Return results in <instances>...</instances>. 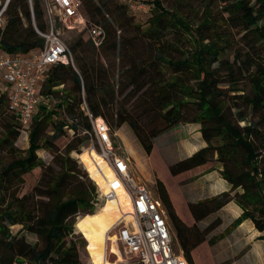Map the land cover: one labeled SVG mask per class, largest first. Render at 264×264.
<instances>
[{
    "label": "trees",
    "instance_id": "trees-1",
    "mask_svg": "<svg viewBox=\"0 0 264 264\" xmlns=\"http://www.w3.org/2000/svg\"><path fill=\"white\" fill-rule=\"evenodd\" d=\"M80 1L81 9L93 20L89 22L102 27L104 39L98 49L87 36L84 42L77 39L71 43L70 48L83 43L98 51L107 41L112 50L126 48L127 62L121 66L125 86L118 89L109 79L107 67L97 61L76 58L77 71L70 64L50 66L39 94L56 101L38 105L23 152L13 146L20 129L6 109V92H0V112L5 109L10 114L2 122L0 138V148L9 156L0 164V264H82L78 250L84 241L74 231L76 217L97 216L104 207L125 213L129 210L127 203L111 198L95 211L99 204L95 184L69 155L88 143L86 135L77 134L90 128L80 109L81 89L91 114L100 116L111 131L125 123L150 160L153 138L178 123L198 124L205 144L168 163L167 171L178 187L218 164L217 173L229 188L195 202H185L178 192L179 210L158 176L153 194L164 209L172 242L186 263L214 264L207 250L211 238L206 235L221 222L215 212L227 202L233 201L240 208L228 228L248 219L256 230L264 231V0H176L177 4L203 2L195 25L190 24L187 14L178 8L167 9L159 0H147L151 8L142 25L131 22L124 4ZM213 5L220 8L218 16L211 11ZM104 13L114 17L117 29L130 26L143 49L130 39H116V29ZM34 27L40 31L46 28L40 0H9L0 28V49L26 54L41 47L43 39ZM231 28H236L244 50L235 47L229 58L226 51L231 41L225 30ZM239 83L248 89L238 87ZM120 90L125 91L127 104L135 101L133 111L114 109ZM47 124L50 133L43 135ZM67 129L72 138L60 151L56 140L67 134ZM41 148L51 154L52 164L36 155ZM35 167L40 168L36 183L28 192L19 193L16 187L22 176ZM95 182L104 189L99 176ZM208 215V222L198 227L197 221ZM82 221L80 217L75 225L81 233ZM12 225L20 227L12 233ZM23 231L34 235L35 241L28 242ZM258 238L264 240V234Z\"/></svg>",
    "mask_w": 264,
    "mask_h": 264
},
{
    "label": "rangeland",
    "instance_id": "rangeland-1",
    "mask_svg": "<svg viewBox=\"0 0 264 264\" xmlns=\"http://www.w3.org/2000/svg\"><path fill=\"white\" fill-rule=\"evenodd\" d=\"M117 4H124L126 6L125 14L130 17L132 23L144 24L145 19L148 17L150 12V2L147 0H113ZM161 5L167 9L178 8L181 12L187 14L189 18V22L191 25H195L201 12L204 9L202 1H189V4L176 3V0H159ZM133 2L141 3L143 8H129L128 3ZM220 8L216 5L211 7V11L215 13ZM83 15L88 21H93L89 16L86 15L84 8L82 7ZM218 16V12L215 13ZM224 15V14H223ZM105 20L116 29V39L118 38H126L134 41V45H137L138 48L143 49V44L141 40H135L134 31L130 26L122 27V29H117L116 24L114 23V17L107 15L104 13ZM118 16H122L120 14V10H118ZM121 18V17H120ZM100 22L103 21L100 19ZM227 34V39L231 41L230 48L226 51V54L229 58L232 57V51L235 47H239V50H244L243 46H239L238 36L236 34V28H231L230 30H225ZM59 35L62 41L68 46L71 52L72 60H73V69L77 71L76 58H81L83 60H93L97 61V63H101L102 65L107 67V75L111 81L115 83L117 88L122 89L125 86V81L122 74L121 66L125 65L127 51L126 48H116L112 50L109 47V42L103 44L102 48L98 51L92 49L89 45L79 44L74 49L70 48V44L76 41L77 39H81L83 42L86 40V32L85 30H80L78 28L67 29L61 27L59 30ZM190 45V44H189ZM1 52V51H0ZM238 87L248 89V86L244 83H239ZM117 89V91H119ZM122 91V90H120ZM125 91L122 93H116V101L118 104H115L114 109H122L127 112L133 111L135 101L131 104L126 103L127 96H123ZM133 113V112H132ZM9 113L4 109L0 112V138L2 137L3 127L2 122L9 119ZM240 125L242 122H239ZM197 126V128H196ZM29 126L27 129H23L19 131V135L15 139L13 146L23 152V150L27 147L28 142V133ZM198 124L197 123H178L171 128L167 129L165 132L159 134L155 138H153L154 142V150L151 153V160L149 156L146 155L139 145L138 141L134 137L130 128L124 123L121 124L118 128L113 129L114 132V141L117 145H119L120 154L127 155L130 160V170L135 180L143 183L146 188L150 191L154 192L153 184L154 178L158 176L162 182L164 183L167 190L173 196V204L176 208H178V200L177 193L181 194L180 189L183 194L189 189H192L197 194H207L208 192H213L216 190V186H213L212 181H204L202 179H195L197 176L201 175L197 174L189 179H186L179 183L178 187L175 184L174 178L167 171V164L171 163L177 159L183 158L189 154H191L194 150L193 147H199L202 142L200 136L197 134ZM50 133V126L47 124L42 129V134L46 135ZM81 135V134H78ZM72 137L67 133L63 136H60L56 140V145L59 147V150L62 151L63 146L67 141H69ZM82 150H80L81 152ZM192 151V152H191ZM84 164V167L89 172V175L96 181L97 173L94 171V165L99 164V157L95 154V152L90 149V151H82L79 152H70L69 155L72 158L78 157ZM36 155L40 157L44 163L52 164L51 154H49L48 150L44 148L38 149L36 151ZM8 152L5 148H0V164L3 161H8ZM77 166L85 172H87L84 168H82L81 164ZM153 166V167H152ZM157 175H156V172ZM218 169V164H214L211 170ZM40 174V168L35 167L30 172L25 173L22 177V183L16 187V190H19V193L28 192L31 187L36 183ZM215 175V174H214ZM88 177V175H87ZM89 178V177H88ZM224 182V181H223ZM225 183V182H224ZM178 188V189H177ZM97 192L98 206L95 211L99 209L104 202V199L99 197L97 186H95ZM189 195V194H188ZM126 197L121 193H118V200L121 201L122 205L128 204L126 201ZM94 211V212H95ZM125 213V210H121ZM221 222L212 229L207 235L206 238H211V241L207 244V250L209 251L210 257L214 264H259L260 260L263 258V252L259 245L264 244L263 239H259V235H263V232H260L257 236H253L250 231H246L245 227L242 226L237 230L236 227L228 228V224L233 219L231 218V211H228V214L224 212L225 210H221ZM93 212V213H94ZM88 214V213H86ZM92 214V213H91ZM120 210H117L112 207H104L102 212L97 216H89L86 217L85 214L79 215L76 217L73 225L75 227L76 236L80 239H83L84 243L79 247L78 256L82 264H137L136 261L130 259L126 262H120L119 255L120 251H118V246L111 242V238L106 237V232L109 228L115 224L118 217H120ZM125 215V214H124ZM81 217L82 221V233L79 232L76 228V221ZM19 225L10 226V230L12 233L17 231ZM24 238L28 242H34L35 236L26 232H22ZM257 240V241H256ZM261 240V241H259ZM260 248V254L257 255L260 257V260L255 256L256 248ZM173 248H177L175 244H173ZM119 254V255H118ZM254 256V257H253Z\"/></svg>",
    "mask_w": 264,
    "mask_h": 264
},
{
    "label": "built area",
    "instance_id": "built-area-1",
    "mask_svg": "<svg viewBox=\"0 0 264 264\" xmlns=\"http://www.w3.org/2000/svg\"><path fill=\"white\" fill-rule=\"evenodd\" d=\"M9 0H0V28L5 23V11ZM45 14L46 28L42 31L34 27L43 39L41 47L26 54L0 52V92H6L7 111L14 115L18 127L27 129L37 111L38 105L53 104L51 96L39 94L40 84L44 81L48 68L56 63L70 64L73 60L70 49L62 41L61 27L85 30L91 45L98 49L104 39V31L98 24L89 22L83 15L80 0H40ZM128 3V2H127ZM129 8H143L141 3L129 2ZM80 109L87 117L90 128L77 131L86 135L88 143L80 146L82 151L92 149L101 159V165H94V171L100 177L104 189L94 182L101 199H116L118 193L127 197L129 210L123 213L109 230L106 237L118 246L119 261L133 259L138 264H187L181 251L173 248L170 229L164 209L152 191L134 179L127 155L120 154V147L114 141V132L110 130L100 116H93L88 110L81 89ZM71 135L72 131L67 129ZM81 151V152H82ZM79 152V153H81ZM105 170V171H104ZM128 214V218H124Z\"/></svg>",
    "mask_w": 264,
    "mask_h": 264
},
{
    "label": "crops",
    "instance_id": "crops-1",
    "mask_svg": "<svg viewBox=\"0 0 264 264\" xmlns=\"http://www.w3.org/2000/svg\"><path fill=\"white\" fill-rule=\"evenodd\" d=\"M0 51H2L1 49H0ZM199 127V126H198ZM196 128H197V126H196ZM197 134L200 136V134H199V132L197 131ZM202 140V139H201ZM205 143L202 141L201 143H200V146L199 147H201V146H203ZM199 147H193V149L194 150H196L197 148H199ZM194 150H192V151H194ZM191 151V152H192ZM215 174V175H214ZM195 179H202V180H204V181H212V183H213V186H216V190H214L213 192H208L207 194H202V195H199V194H197L195 191H193L192 189H189V191H187V192H185L184 194H183V192H182V190L180 189V191H181V194H182V197H183V200L186 202H195L196 200H198V199H201V198H204V197H207V196H210V195H213V194H215V193H217V192H220V191H222V190H226V189H228L229 188V185L225 182V180H223L222 178H220L219 177V175H218V173H217V171L216 170H209V171H206V172H203L201 175H199V176H197V178H195ZM225 183H224V182ZM189 194V195H188ZM221 210H225L224 212H226L227 214H228V211H231V218H234V217H236L238 214H239V212H240V208L233 202V201H229V202H227L226 204H224L221 208H219L216 212H215V214H217L219 217H220V219L222 220V218H221V213H222V211ZM214 214V213H213ZM212 215V214H211ZM211 215H208V216H206L205 218H203V219H201V220H198L197 221V226L198 227H203L207 222H208V220H209V218H210V216ZM216 216V215H215ZM242 226H244L245 227V230L246 231H250L251 232V234H254L253 236H257L258 234H260V232H263V231H258V230H256L254 227H253V225H252V223H251V221L250 220H248V219H244L237 227H236V229L237 230H240L239 228L240 227H242ZM257 241V240H256ZM259 241H261V240H259ZM262 242V241H261ZM259 247H261L262 248V250L259 248ZM259 247L258 248H256L255 250H256V254H255V256H257V255H259L260 254V252H263V258H262V260H260V257L259 256H257V258L260 260V263L259 264H264V244H262V245H259ZM259 250H261L260 252H259ZM254 257V256H253Z\"/></svg>",
    "mask_w": 264,
    "mask_h": 264
},
{
    "label": "bare ground",
    "instance_id": "bare-ground-1",
    "mask_svg": "<svg viewBox=\"0 0 264 264\" xmlns=\"http://www.w3.org/2000/svg\"><path fill=\"white\" fill-rule=\"evenodd\" d=\"M96 154V153H95ZM97 155V154H96ZM98 156V155H97ZM99 157V156H98ZM100 158V157H99ZM127 198V197H126ZM128 201V200H127ZM129 207V206H128ZM129 217V215L128 214H126V215H124V218H128Z\"/></svg>",
    "mask_w": 264,
    "mask_h": 264
}]
</instances>
